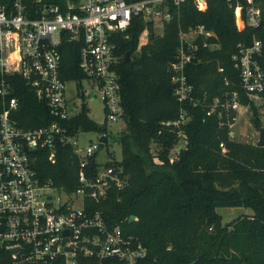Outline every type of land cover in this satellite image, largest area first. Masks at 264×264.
<instances>
[{
	"label": "trees",
	"instance_id": "1",
	"mask_svg": "<svg viewBox=\"0 0 264 264\" xmlns=\"http://www.w3.org/2000/svg\"><path fill=\"white\" fill-rule=\"evenodd\" d=\"M260 2L262 17L255 28L239 29L233 6L226 0H206L204 9L194 0H183L175 6L171 19L163 23L161 34L154 32L153 22H145L139 15L115 34L114 50L119 58L114 68L119 75L124 127L118 134L121 158L112 161L121 167L124 185L111 187L104 199L91 200V204L109 225L119 223L124 232L144 245L146 253L132 264H190L195 259L198 264H264V145L230 137L232 113L223 114L227 117L220 123L216 115L205 114L206 105L200 101L187 105L190 118L186 123H161L174 120L179 112L170 82L178 32L203 24L216 33L219 46L202 50L199 60L186 66L195 95L222 98L227 90L237 91L240 102L248 104L254 125L260 127L257 105L242 91L231 58L238 44L250 43L254 35L261 40L258 61L264 71V0ZM145 27L147 40L140 44ZM80 43L62 34L59 49L66 79L80 81L84 76L78 66ZM14 95L18 98L14 117L19 125L32 127L55 119L22 79ZM260 96L264 99V90ZM87 112L82 101L77 113L59 122L68 134L95 130L108 142L106 128ZM178 130L186 135V144L170 156ZM151 143L159 146L155 153ZM48 154L49 149L35 153L40 179L67 192L74 189L78 161L72 146L58 144L54 161L48 160ZM155 156L160 162L154 160ZM95 164L91 159L89 166ZM224 206H243L250 213L222 222L217 208ZM130 214L135 218L130 220ZM4 254L0 249V264H7ZM78 260L79 264H95L94 258ZM118 262L109 259L103 264Z\"/></svg>",
	"mask_w": 264,
	"mask_h": 264
},
{
	"label": "built area",
	"instance_id": "2",
	"mask_svg": "<svg viewBox=\"0 0 264 264\" xmlns=\"http://www.w3.org/2000/svg\"><path fill=\"white\" fill-rule=\"evenodd\" d=\"M181 1L0 0V249L5 252L7 264H79V257L94 258L95 264L109 259L118 260L117 264H132L146 253L144 245L124 232L119 223L109 225L102 212L93 209L91 200L100 201L111 187H122L124 174L112 159L107 163L95 158L107 143L100 136L80 148L76 143L78 130L68 134L59 122L75 114L67 106L68 79L63 77L59 43L62 34L81 42L78 66L84 74L82 78L101 98L105 119L123 121L119 75L114 68L119 58L114 50L115 34L123 31L135 15L162 26ZM194 1L198 8H205L206 0ZM226 1L233 6L239 29L260 24V0ZM147 31L145 27L140 40L147 37ZM218 46L216 33L203 24L179 30L170 74L179 112L177 118L162 124L186 123L190 118L188 106L198 101L206 105L205 114L216 115L220 123L227 117L223 114L232 113L229 126L241 109L249 107L240 102L237 91L227 90L222 98H208L206 93L200 98L195 95L186 66L199 60L202 50ZM260 53L261 40L253 35L250 43L238 44L231 56L239 72L240 87L252 100L261 97L264 90ZM218 70L223 68L219 66ZM21 79L55 119L32 127L17 123L14 113L18 98L14 91ZM223 80L228 84L226 75ZM77 93L80 97L85 94L83 90ZM177 136L171 156L186 144L181 130ZM65 143L72 146L78 161L77 185L69 192L42 181L34 165L38 150L49 149L47 158L54 161L56 146ZM91 159L96 163L94 167L89 166ZM154 160L160 162L156 156Z\"/></svg>",
	"mask_w": 264,
	"mask_h": 264
},
{
	"label": "rangeland",
	"instance_id": "3",
	"mask_svg": "<svg viewBox=\"0 0 264 264\" xmlns=\"http://www.w3.org/2000/svg\"><path fill=\"white\" fill-rule=\"evenodd\" d=\"M153 28L156 34H161L162 26L159 22H154ZM146 38L144 36L141 37L140 44L144 43ZM82 90L85 94H82L80 97L77 92H81ZM65 96L67 99V106L68 108H71L70 112L72 113L79 111L83 99L88 109V116L97 124L103 125L109 133L108 142L100 151L96 152L95 158L100 162L110 159L119 160L121 158V148L118 141V134L124 127V120L108 121L105 119V112L101 98L98 94L94 95L88 81L84 78H81L80 81L68 79L65 82ZM253 101L257 105L260 127L258 128L254 125L252 112L249 107L241 109L233 123L229 126V135L235 140L256 143L259 137L260 128L264 129V99L258 97L254 98ZM99 136V132L95 130H78L76 143L78 147L82 148L90 142L97 141ZM158 147L157 144L151 143V151L153 153L157 151ZM171 154L173 153L171 152ZM217 209L221 215L222 222H227L241 213H250V209L243 206H224Z\"/></svg>",
	"mask_w": 264,
	"mask_h": 264
},
{
	"label": "water",
	"instance_id": "4",
	"mask_svg": "<svg viewBox=\"0 0 264 264\" xmlns=\"http://www.w3.org/2000/svg\"><path fill=\"white\" fill-rule=\"evenodd\" d=\"M129 58V53H126V60H128ZM257 145H264V129L260 128L259 130V137L258 140L256 142ZM101 147V144H99L98 149ZM135 216L133 214L129 215V219L132 220L134 219ZM190 264H198V261L195 259L194 261H192Z\"/></svg>",
	"mask_w": 264,
	"mask_h": 264
},
{
	"label": "crops",
	"instance_id": "5",
	"mask_svg": "<svg viewBox=\"0 0 264 264\" xmlns=\"http://www.w3.org/2000/svg\"><path fill=\"white\" fill-rule=\"evenodd\" d=\"M257 142V141H256Z\"/></svg>",
	"mask_w": 264,
	"mask_h": 264
}]
</instances>
